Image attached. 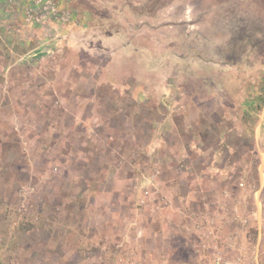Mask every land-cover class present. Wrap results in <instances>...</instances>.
I'll list each match as a JSON object with an SVG mask.
<instances>
[{
  "label": "rangeland",
  "instance_id": "1",
  "mask_svg": "<svg viewBox=\"0 0 264 264\" xmlns=\"http://www.w3.org/2000/svg\"><path fill=\"white\" fill-rule=\"evenodd\" d=\"M0 25V264H161L133 221L185 264L174 224L204 216L264 264V0H0Z\"/></svg>",
  "mask_w": 264,
  "mask_h": 264
},
{
  "label": "built area",
  "instance_id": "2",
  "mask_svg": "<svg viewBox=\"0 0 264 264\" xmlns=\"http://www.w3.org/2000/svg\"><path fill=\"white\" fill-rule=\"evenodd\" d=\"M240 186H244V182L239 183ZM261 189L254 190L256 194L260 193ZM223 193L227 194L226 190ZM152 192L149 188H144L141 193V199L138 198V204L142 207H147L151 205L149 202L151 199ZM169 203L168 200H161L153 203L151 206L155 210L161 211L164 206ZM220 222H213L209 217H199L193 222H183L180 224L179 229L188 234L191 239L189 241L192 252L194 253V259H196L197 264H253L254 254L248 253V251H239V254L229 255L226 249L235 248L234 247V234L222 237V225ZM245 223V222H244ZM264 240V227H258V242ZM160 256L161 261H165L164 264L169 263L170 253L165 251ZM258 256L255 254V259ZM121 260V259H120ZM121 264L122 261H121ZM124 264H141L140 259L134 256L126 258ZM259 264V262H257Z\"/></svg>",
  "mask_w": 264,
  "mask_h": 264
},
{
  "label": "crops",
  "instance_id": "3",
  "mask_svg": "<svg viewBox=\"0 0 264 264\" xmlns=\"http://www.w3.org/2000/svg\"><path fill=\"white\" fill-rule=\"evenodd\" d=\"M2 18V17H1ZM6 23V22H5ZM0 27H1V25H0ZM11 49V51L12 52H14L15 50L14 49H12V48H10ZM221 137V139H220V142L223 140V137L222 136H220ZM198 145H202L203 144V141L202 140H198L197 139V142H196ZM218 149H216V150H214L213 151V155H214V160H215V162H217V163H220L221 162V157L219 156V151H217ZM186 155L184 154V157H185ZM87 158H88V156H87ZM209 169L211 170V167H209ZM226 172V169L225 168H223L222 170H220L219 172H218V174H219V176H218V178L219 179H221L222 177H223V175H224V173ZM196 175V174H195ZM199 175V174H198ZM197 178H200V176H197ZM115 179H117V177H115ZM125 191V189H119V188H116V186H113L112 188H111V190L109 189V191H108V193L107 194H110V193H121V192H124ZM101 193H102V191H101ZM131 193V192H130ZM191 194H190V192L189 193H186V195L184 196V200L186 201V204L188 205H190V204H192L195 200H192L193 198L190 196ZM184 207H187L186 205L184 206ZM87 208V207H86ZM185 217H184V220H187V219H190L191 218V216H190V211H189V209H186L185 208ZM117 223H122V226H121V228L119 229V231L117 232L118 233V240H117V242H119V243H122V244H125V243H135L136 241H137V238L138 239H140V235L141 234H139V230H142V231H144V230H148V232L150 233V231H151V233L152 234H154L155 235V237H156V235H158L160 238H159V242H157V240H155V242H154V249H152V251H151V255L153 256V260H156V261H159V263H165V261H160V259L162 260V258H160L159 257V255H160V253H161V251H162V249L160 248V244H161V242L163 243V235L165 234V233H168V231H169V229L166 227V225H165V222H162V225H158V224H156V226L155 225H153V226H150V227H145V228H143L144 227V225H142L141 224V226L139 225V222H135V221H133V222H117ZM154 223V222H153ZM139 225V226H138ZM175 226V228L176 229H179V223H177V224H174ZM71 226H69V228H70ZM138 228H140V229H138ZM71 229V228H70ZM72 230V229H71ZM150 230V231H149ZM84 231H85V228H84ZM87 238H88V240L87 241H90V238H92V233L91 234H89V235H87L86 236ZM101 239V238H100ZM103 239H105V237L103 238ZM133 239V240H132ZM141 240V239H140ZM100 241H102V239L100 240ZM104 241V240H103ZM102 241V242H103ZM106 241H107V238H106ZM92 242V241H91ZM105 242V241H104ZM156 243H159V247L158 246H156ZM105 244H103V243H101V247H103ZM128 246H130V245H128ZM161 246H162V244H161ZM151 250V249H150ZM192 250V249H191ZM88 253H89V251H88ZM86 254L87 256H88V258L90 259V258H92L89 254ZM123 253H125V255L123 254ZM129 254V255H128ZM135 254V253H134ZM134 254H132V252H126V250L124 249L123 251H120V253H119V256H117V259H119V262H121L122 261V263L124 264V262H125V260H126V258H128V257H130V256H135ZM136 256H138V255H136ZM192 256H194V253L191 251V255H190V257L188 258L189 260L188 261H184V263L185 264H197V262H196V259H194ZM142 257V256H141ZM144 257V258H143ZM142 258L144 259V261L142 262L141 261V264H143L145 261H146V259H147V257H148V254H146L145 256H143ZM160 258V259H159ZM121 259V260H120ZM156 261H153L154 263L156 262ZM199 264V263H198Z\"/></svg>",
  "mask_w": 264,
  "mask_h": 264
}]
</instances>
